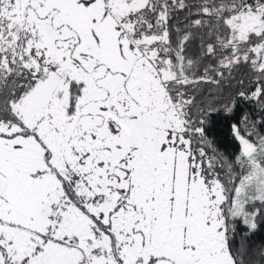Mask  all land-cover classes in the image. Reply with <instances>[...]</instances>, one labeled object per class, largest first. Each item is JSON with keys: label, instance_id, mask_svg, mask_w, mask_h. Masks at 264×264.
<instances>
[{"label": "snow or ice", "instance_id": "1", "mask_svg": "<svg viewBox=\"0 0 264 264\" xmlns=\"http://www.w3.org/2000/svg\"><path fill=\"white\" fill-rule=\"evenodd\" d=\"M0 264H264V0H0Z\"/></svg>", "mask_w": 264, "mask_h": 264}]
</instances>
